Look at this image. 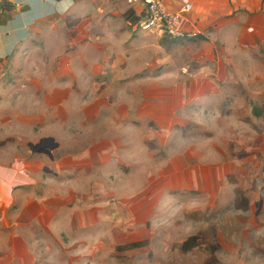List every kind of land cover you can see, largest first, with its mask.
I'll return each mask as SVG.
<instances>
[{
    "label": "rangeland",
    "instance_id": "1",
    "mask_svg": "<svg viewBox=\"0 0 264 264\" xmlns=\"http://www.w3.org/2000/svg\"><path fill=\"white\" fill-rule=\"evenodd\" d=\"M123 19L122 6L114 4L82 18L94 24L111 22L118 36L126 28ZM91 31L94 40L84 37L81 47L73 37L77 30L68 28L65 41L57 42L53 35L37 38L29 49L0 63V153L10 154L3 158L5 162H39L36 177L49 182L52 176L44 174L42 166L60 172L67 169V163H74L75 156L84 157L94 149L99 152L97 145L103 140L123 147L118 151L121 161L112 153V181L103 192L96 187L99 180L89 189L88 178L81 180L86 189L75 195L72 205L83 213L69 220L72 225L76 222V230L67 229L60 245L71 248L68 253L82 255L76 264H213V258L224 264H264V93L227 91L212 100L209 110H198L201 107L192 105L188 99L192 94L186 92L192 85L188 65L181 67L179 78L159 80L150 70H133L136 62L131 59L121 62L128 56L123 55L121 37L114 40L113 46L122 44L117 48L106 45L105 35L98 30ZM96 37L99 40L93 43ZM102 49L108 55L106 61L101 60ZM79 50L86 55L83 62L77 60ZM90 63L98 69L96 75L80 76L79 68L86 69ZM100 98H105L100 100L101 107L110 102L109 110L106 107L102 119L85 125L90 112L84 114V109ZM165 119L174 123L169 128L160 124L167 128L163 132L156 120L163 123ZM144 127L148 128L143 133ZM50 136L61 144L57 159L49 161L30 152L28 143ZM128 140L130 146L142 149V168L127 164ZM134 180L145 182L141 189L134 188L137 201L146 198L144 220L143 216L136 215L134 220L123 216L132 204L124 202L128 194L122 193L121 185ZM66 182L58 184L66 186ZM39 189L36 195L43 190L40 185ZM160 190L162 199L187 196L195 205L184 209L180 204L167 205V213L163 210L158 216L149 205ZM85 192H91L90 197L84 199ZM194 210L195 215L191 214ZM96 213L100 218H95ZM90 233L93 236L88 237ZM191 235L198 237V246L184 252L180 247ZM133 241L144 245L130 252L117 248ZM68 253L57 250L38 264H64Z\"/></svg>",
    "mask_w": 264,
    "mask_h": 264
},
{
    "label": "crops",
    "instance_id": "2",
    "mask_svg": "<svg viewBox=\"0 0 264 264\" xmlns=\"http://www.w3.org/2000/svg\"><path fill=\"white\" fill-rule=\"evenodd\" d=\"M184 2H191L194 5L193 11L186 16L185 26L188 31L198 34L197 38L192 40H173L158 32L141 31L139 24L132 25L127 22L124 14L128 10H133L137 16H143L145 15L144 6L129 4L127 0H0V63L5 62L14 54H19L18 52L29 49L32 41H36L37 38L42 39V37L53 35L57 36V42L62 38L65 41L68 28L77 30V36L73 37L79 43L84 37L92 42L94 39L91 40L90 32L94 28L99 31L100 35H105L106 45L113 46L114 40H119L121 37V43L125 44V49L122 50H126L123 55L128 56L122 59L117 57V60L121 59L122 62L131 59L136 62L133 70H150L159 80L166 77L177 79L181 75V67L188 65L192 85L190 89L187 86L186 92L190 91L192 94L188 97L191 104L201 107L197 108L198 110H209L212 100L227 91L236 92L237 90L239 92L244 89L252 94L264 93V0H178L176 4H169V7L177 10L179 4ZM113 4L123 8L126 28L122 30L120 36L117 35L115 29H112L115 26L111 22L97 21L96 24L93 23L94 21L83 22L84 16L98 14L105 10V7H113ZM98 40L96 37L93 43ZM122 44L117 42L113 47L118 48L120 45V48ZM101 52V60H108V55H103L106 51L102 49ZM77 53L79 56L77 60L83 62L86 55H82V50ZM90 59L93 62V58L90 57ZM101 69L106 70L107 67L103 66ZM212 70H214L213 74ZM97 71L94 64L90 63L86 69L79 68V75H86V78L90 79L96 75ZM70 76L76 78L73 73ZM79 81L83 82V80ZM102 99L105 98L96 99L84 109V114L87 111L90 112L85 115V125L87 122L102 119L100 117L106 107L109 110L110 102L105 107H101L100 100ZM107 119L115 124L110 117ZM150 120L154 122L153 118ZM157 121L159 120H156L157 124H163L168 128L174 123L170 119H165L163 123ZM194 123L196 124V121ZM147 128H143V133ZM166 129L160 125L161 131L166 132ZM45 138H53L58 144V147L51 152V156L33 152L30 148V144L36 145ZM42 139L35 144L28 143L30 152L44 156L49 161L53 158L57 159L55 156L61 144L51 136ZM131 143L130 140L125 141L124 149L130 154L127 164L131 163L135 168H142L145 160L143 151L130 146ZM97 148L100 150L97 153L94 149L93 153L88 152L89 154H84V157L75 156L74 163H67V169L64 168L60 172L48 166H42L44 174L52 176V180H56V183L51 179L48 180L49 182H43L36 177L40 174L36 172V168L40 167L39 162L34 164L32 159L25 162L7 159L5 162L3 158L7 153L4 155L0 153V264H38L40 259L46 258L57 250L63 254L72 251L71 248H63L60 244H63L61 238L64 237L63 234L67 229L72 232L76 230L74 228L76 222L72 225L69 220L72 221L74 216L83 213L72 205L76 201V196L79 197L86 189L81 180L84 176V179L88 178L87 189L95 180H99V186L96 187L98 191L103 192L108 183L112 181L110 173L115 166V158L112 157L116 154L119 161L122 160V154H118V151L123 149L122 146H116L103 140ZM113 151L115 154L112 156ZM141 156L144 160L140 158ZM90 173V177L87 176ZM98 173L102 175L98 176ZM65 176L70 177L72 181H67ZM60 181L63 183L67 181L66 186L58 184ZM144 184L145 182L134 180L127 183V186L126 184L121 185L122 193L128 194L124 197V202L132 204L126 207L125 213L123 212L124 218L134 220L137 215L143 216L144 220V215L146 217V198L137 201L138 190L134 189H141ZM39 185L43 190L36 195V189L40 190ZM66 188L69 189L67 192ZM90 193L85 192L84 199L90 197ZM159 194L156 197L157 201L156 198H151L150 205L148 202L150 208L152 205L156 208L158 206L157 210L149 208L150 211H157L158 216L162 215L167 205L180 204L181 209L195 205L192 200L186 198L187 196L162 199L161 190ZM136 204L138 208L135 207ZM169 209L167 208L164 214ZM172 212L173 209L170 213ZM191 214L195 215V210ZM131 216L133 218H130ZM95 218H100V216L98 217L96 213ZM88 221H91L89 217ZM93 233H90L88 237L93 236ZM139 243L133 241L117 248L130 252L139 248L129 249L127 247ZM180 248L182 250V246ZM81 257L80 254L68 253L64 264H76ZM213 264L224 263L219 259L216 263L213 258Z\"/></svg>",
    "mask_w": 264,
    "mask_h": 264
},
{
    "label": "built area",
    "instance_id": "3",
    "mask_svg": "<svg viewBox=\"0 0 264 264\" xmlns=\"http://www.w3.org/2000/svg\"><path fill=\"white\" fill-rule=\"evenodd\" d=\"M129 4H142L145 17L139 28L143 32H158L173 40H192L197 33L186 29V16L190 14L194 5L191 2L179 4L177 10L169 7L178 0H127Z\"/></svg>",
    "mask_w": 264,
    "mask_h": 264
},
{
    "label": "trees",
    "instance_id": "4",
    "mask_svg": "<svg viewBox=\"0 0 264 264\" xmlns=\"http://www.w3.org/2000/svg\"><path fill=\"white\" fill-rule=\"evenodd\" d=\"M144 15L143 16H137L133 10H128L125 14H124V18L127 22L131 23L132 25H137L143 22L144 20ZM144 244H133L131 246H128L127 248H140L142 247ZM198 246V237L197 236H191L189 237L187 240H185L183 242L182 245V251L184 252H188L191 251L193 249H195Z\"/></svg>",
    "mask_w": 264,
    "mask_h": 264
},
{
    "label": "water",
    "instance_id": "5",
    "mask_svg": "<svg viewBox=\"0 0 264 264\" xmlns=\"http://www.w3.org/2000/svg\"><path fill=\"white\" fill-rule=\"evenodd\" d=\"M58 147V144L53 138L42 139L38 144H30V148L33 152L46 154L51 156V152Z\"/></svg>",
    "mask_w": 264,
    "mask_h": 264
}]
</instances>
